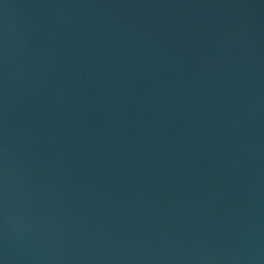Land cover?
<instances>
[{
    "label": "water",
    "instance_id": "1",
    "mask_svg": "<svg viewBox=\"0 0 264 264\" xmlns=\"http://www.w3.org/2000/svg\"><path fill=\"white\" fill-rule=\"evenodd\" d=\"M0 264H264V0H0Z\"/></svg>",
    "mask_w": 264,
    "mask_h": 264
}]
</instances>
